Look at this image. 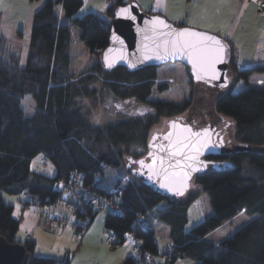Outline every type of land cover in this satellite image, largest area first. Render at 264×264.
<instances>
[{"label":"trees","instance_id":"1","mask_svg":"<svg viewBox=\"0 0 264 264\" xmlns=\"http://www.w3.org/2000/svg\"><path fill=\"white\" fill-rule=\"evenodd\" d=\"M82 4V0H45L33 14L24 65L16 53L5 48L0 37V191L12 196L26 195L23 208L58 206L78 195L72 189V181L83 175L78 196L87 192L92 200L87 204L78 198L83 201L82 211L72 214L74 221L70 224L64 218L52 230L48 218L42 219L39 214L40 225L56 231L66 224L73 226L78 220L86 222L84 236L98 213H104V227L115 237L114 247L132 246L126 238L128 234L138 247V257L125 258L124 264H160L167 244L160 254L157 239L162 238L157 237L154 224L168 229L167 239L173 245L170 262L164 264H176L181 259L192 264H264V88L233 92L235 83L246 81L253 72L264 73V65L240 71L233 44L225 40L230 46L228 74L232 80L226 91L216 92L192 81L193 96L181 106L149 102L157 67L134 72L123 67L106 70L99 60L109 45L116 8L128 3L114 0L106 8L104 18L95 13L77 17ZM57 5L62 9L64 22L60 21ZM147 13L162 16L153 11ZM71 26L78 28L79 39L98 57L87 74L74 76L70 69ZM97 80L119 99L150 104L153 114L102 128L90 125L82 99L94 98L96 90L91 85ZM217 117L232 121L234 141L248 150L223 159L230 167L210 168L194 178V184L208 196L213 215L201 218L189 232L185 230L188 211L198 197L193 190L181 198H171L135 178L126 183L119 179L114 184L116 193L102 187L104 168L121 165L119 157L123 155L115 150L131 143L146 144L151 129L160 120L191 119L197 127ZM39 156L51 165L50 174L32 169V162ZM106 202L117 206L119 212H105ZM13 211V205L0 196V237L10 244H22L31 255L30 264H70L68 252L58 259L36 257L34 241H17L20 221ZM241 213L250 220L232 236L218 243L207 240L210 232Z\"/></svg>","mask_w":264,"mask_h":264},{"label":"rangeland","instance_id":"2","mask_svg":"<svg viewBox=\"0 0 264 264\" xmlns=\"http://www.w3.org/2000/svg\"><path fill=\"white\" fill-rule=\"evenodd\" d=\"M82 7L78 10L76 16H83L88 13H95L102 18L105 17V10L114 2V0H82ZM181 2L175 4L179 14L169 16L167 20L177 27H186L201 32L210 33L218 36L222 40H228L233 44L234 56L239 64V70H252L256 67L264 65V14L256 4L255 0H179ZM45 0H0V37L4 39L5 48L16 53L21 60V65H24L26 55L29 48L30 32L32 25L33 14L41 8ZM171 7V5H170ZM148 6L143 5L141 10L148 12ZM57 11L64 22L66 19L63 16L62 9L57 5ZM173 12L174 9H172ZM166 13V12H165ZM177 13V12H176ZM149 14V13H148ZM70 69L74 76L78 74H87L94 62L98 60L95 53L85 46L79 39V30L75 26L70 29ZM101 61V56L99 57ZM230 77V75H229ZM232 81V80H230ZM189 76L188 69L181 63H169L157 67L156 79L154 81L151 95L148 98L149 102H168L181 106L186 101L191 100L193 96L194 86ZM234 84V83H233ZM91 88L96 90L94 98H83V112L90 125L98 128L115 124L120 121H126L133 118L145 119L153 114V110L148 103H141L135 99H119L111 94L102 85L101 80H97ZM162 88V89H160ZM248 88H264V73L253 72L250 77L244 81L240 80L234 84L233 92L239 93ZM226 91V90H224ZM223 91V92H224ZM222 93V92H220ZM219 118V117H217ZM223 118L227 127L230 138H233L232 127L233 123L228 118ZM171 119H162L151 129L152 134L155 132H163L168 129V121ZM116 153H122L123 158L119 157L120 167L107 166L104 168V176L102 187L110 193L113 191L114 184L118 180L122 183L132 181L134 177L130 176L126 164L130 159H137L146 154L147 143L144 145L131 143L121 145L117 148ZM121 151V152H120ZM242 151V150H240ZM233 151L231 154L235 153ZM239 152V151H237ZM42 158L37 157L31 164L32 169H39L42 173H48L51 165L41 161ZM45 164L48 168H45ZM75 189V185L72 186ZM190 190L197 194V200L190 206L188 211V224L185 228L189 232L195 227L203 217L213 215L209 198L206 194L201 193L200 188L192 181ZM0 196L3 201L13 205V216L20 221L19 229L15 239L21 243L30 240L33 237L38 242L35 250V256L48 255L46 247L49 246L52 236L62 230V226L56 231H50L39 224V214L41 218H45L52 222L55 218L61 217L63 223L64 218L71 224L74 221L73 212L64 210L58 206H44L23 208L22 203L27 200L26 195L12 196L0 191ZM113 195V199H114ZM110 202L103 204L105 212L117 210L114 206L109 207ZM105 214L98 213L92 223L87 227L86 237L82 243L76 241L73 235L74 231L80 233L83 231L84 223L81 229H74V224L71 226L72 233L70 239L75 246H71L69 254L71 256L70 264H124L123 261L127 257H138V247L136 245L129 246L122 244L115 246L108 244L106 240L111 236L104 227ZM250 220L249 217L239 214L234 219L225 221L219 228L210 232L207 235V240L218 243L219 241L233 235L235 231L240 229ZM88 222V221H87ZM61 223V224H62ZM61 229V230H60ZM157 234V248L161 254L164 250L165 243L171 242L167 236L160 233H165V230L154 228ZM41 238H38V235ZM116 241V240H115ZM114 241V242H115ZM48 242V243H47ZM47 243V244H46ZM136 243V242H134ZM166 246V248H167ZM77 248V249H76ZM165 248V249H166ZM164 264L163 261H159ZM149 264V263H145ZM176 264H191L187 259H181Z\"/></svg>","mask_w":264,"mask_h":264},{"label":"water","instance_id":"3","mask_svg":"<svg viewBox=\"0 0 264 264\" xmlns=\"http://www.w3.org/2000/svg\"><path fill=\"white\" fill-rule=\"evenodd\" d=\"M123 9L127 11H121ZM154 20L164 23L154 24ZM181 32L201 35L178 36ZM203 37H214L219 41V45L214 41L204 40ZM196 42H201L210 49L202 59H197L191 48L177 50L179 45ZM218 48H222L219 53L215 51ZM229 48V44L216 35L177 27L163 16L143 12L137 3L131 2L116 8L114 12L109 45L101 54V63L106 70L123 67L129 72L181 63L188 69L193 83H203L211 90L223 92L230 85ZM193 60L197 61L196 68L193 67ZM167 125L168 129L162 136L164 143L149 146L147 153L149 162L145 164L143 182L154 192L171 198H181L190 190V184L196 176L204 174L210 168L217 170L231 166L228 162L218 163L204 159L209 155L221 153L220 146L213 142V131L210 128L195 130L190 122H185L182 118L171 119ZM195 133L200 135L196 136ZM180 141H186L187 146L182 145ZM233 150L247 151L248 148L238 144ZM161 184L168 187H161ZM30 263L31 255L22 244H10L0 237V264Z\"/></svg>","mask_w":264,"mask_h":264},{"label":"flooded vegetation","instance_id":"4","mask_svg":"<svg viewBox=\"0 0 264 264\" xmlns=\"http://www.w3.org/2000/svg\"><path fill=\"white\" fill-rule=\"evenodd\" d=\"M182 119L185 120L184 118ZM185 122H190V124L195 130H203L210 128L213 131V142L220 146L221 153L205 157L204 159L207 161L225 163L226 161L223 159L227 158L228 155H230V153L234 151L233 148L235 147V145H238L233 138H230L223 119L218 118L214 121H209L206 125H201L197 127L191 123V119H187L185 120ZM166 131L167 130L158 133L155 132L153 134L150 131L149 138L147 141L146 154L140 158H137L136 160L130 159L126 164V168L128 169L130 176L143 182V177L145 175V164L149 162V159L147 158L148 148L149 146H159L163 144L164 141L162 139V136L165 134ZM140 161H143V164H141Z\"/></svg>","mask_w":264,"mask_h":264},{"label":"crops","instance_id":"5","mask_svg":"<svg viewBox=\"0 0 264 264\" xmlns=\"http://www.w3.org/2000/svg\"><path fill=\"white\" fill-rule=\"evenodd\" d=\"M124 1H126L127 3L135 2L140 6V8H143V5H146V6H148V8H147L148 12L153 11V12L160 13L167 20L170 18L169 16H171V15L175 16V15L179 14L175 4L181 2L179 0H124ZM170 5H171V7H170ZM172 9H174L175 12H173ZM170 20H171V18H170ZM262 66H260V67H262ZM41 161L44 162V160H41ZM51 171H53V170H51ZM154 228H156L158 230L164 229L165 233L164 234L160 233V234L165 235V236L168 235L169 231L163 225L154 224ZM71 233H72V230H71L70 224H66L65 226H63L62 230L60 232L55 233L52 236L51 241L50 240L48 241V242H50V245L45 246L47 249L46 253L48 255H41V257L55 258V259L62 258V256L65 255L66 252H69L71 246H75L70 239ZM85 234H87L86 231H85ZM85 234H84V236L86 237ZM37 235H38V238H41L39 234H37ZM84 236H83V240L85 238ZM29 238L31 241L35 242L36 246L38 245L39 241H36L35 239H33V237L31 238V236Z\"/></svg>","mask_w":264,"mask_h":264},{"label":"built area","instance_id":"6","mask_svg":"<svg viewBox=\"0 0 264 264\" xmlns=\"http://www.w3.org/2000/svg\"><path fill=\"white\" fill-rule=\"evenodd\" d=\"M256 1V4L258 5V7L261 9L262 13L264 14V0H255ZM82 178H84L83 175H79L77 179H75L74 181H72V186L75 185V189H73V191L76 193V194H80L81 193V188L79 186V181L82 180ZM113 191H116V190H113ZM83 192V191H82ZM116 193V192H115ZM76 196V197H70L68 198L67 200H63L59 203V205L62 207V209L64 210H68L71 212H73V210L75 211H78L79 213L82 211V206H81V202L83 201H80L78 198L82 197V200L86 201V203L88 204V202H90V200H92V196L90 194H88L86 192V194L82 195V196ZM109 207L114 209L112 203L109 204ZM117 208V210H113L111 212L115 213V212H119V209L117 206H115ZM61 223L60 219L59 218H55L52 222L48 223V227L50 229H55L57 226H59V224ZM83 225H81V223H74V229H78L79 230L81 229ZM145 227V226H144ZM73 235L74 237L76 238V241L77 242H80L82 240V236H83V233L82 232H78L77 231H74L73 232ZM126 238L128 240V243L133 245L134 244V239L132 237L131 234H128L126 235ZM115 241V237L113 235H111L107 240L106 242L108 244H112L113 242ZM173 250V245L172 244H168L166 250H165V253H163L162 257H160V260L161 262L163 261L164 263L166 262H170V259H171V255L170 253L172 252ZM139 254V253H138Z\"/></svg>","mask_w":264,"mask_h":264},{"label":"snow or ice","instance_id":"7","mask_svg":"<svg viewBox=\"0 0 264 264\" xmlns=\"http://www.w3.org/2000/svg\"><path fill=\"white\" fill-rule=\"evenodd\" d=\"M121 11H124L126 12L127 9H123ZM154 24L156 23H159V24H162L163 25V21H159V20H154L153 21ZM165 27H167V25H164ZM192 35V36H200L201 34L199 33H186V32H181V33H178L177 35L178 36H184V35ZM204 40H207V41H214L215 44L219 45V41H216L214 37H203ZM185 47H188V48H191L194 52V54L196 55L197 59H202L207 51H210V49H208V46L207 45H203L201 42H196L194 44H182V45H179L178 49L177 50H180L181 48H185ZM215 51L217 53H219L220 51H222V48H218V49H215ZM109 67H111V64L108 65ZM197 66V61L196 60H193V67L196 68ZM198 79L200 78L199 76L197 77ZM175 126V125H174ZM185 131H190V129H185ZM207 133V130H205V134ZM194 135L196 136H199L200 134L199 133H195ZM187 139V138H186ZM180 143L184 146H187L186 145V141H180ZM199 152V150L197 149V153ZM176 154V153H174ZM194 159V157H193ZM141 164H143V161H140ZM161 187H168V185L166 184H161Z\"/></svg>","mask_w":264,"mask_h":264}]
</instances>
